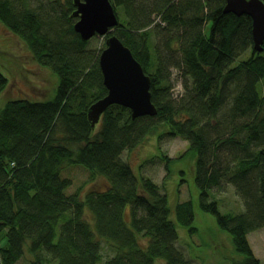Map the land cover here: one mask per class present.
<instances>
[{
    "label": "trees",
    "instance_id": "trees-1",
    "mask_svg": "<svg viewBox=\"0 0 264 264\" xmlns=\"http://www.w3.org/2000/svg\"><path fill=\"white\" fill-rule=\"evenodd\" d=\"M67 1L64 9L53 5L40 12L27 2L0 0L6 29L59 76L50 100L20 98L0 105V264H18L27 252L33 255L29 264H197L199 257L192 258L189 248L187 257L178 247L183 242L178 225L197 232L196 209L212 213L230 234L234 250L243 256L231 264H261L249 240L264 226V48H253L252 18L225 12L226 0H112L126 17L124 22L119 17L114 34L151 77L158 113L133 119L129 108L114 104L93 127L89 108L108 92L99 63L103 49L89 48L90 40L75 31L76 7ZM155 13L166 36L163 51L151 43L157 34L151 30ZM171 66L181 77L180 97L174 95ZM8 85L0 72V97ZM228 99L232 104L222 129L215 126L212 137L210 122ZM236 118L244 124L235 125ZM239 131L246 135L242 143ZM156 133L159 139L189 141L180 158L198 153L197 196L190 190L191 197L174 206L164 185L150 177L138 179L122 158L124 150ZM232 144L262 148L256 156L243 157L231 177L245 202L239 213L222 212L219 202L210 200V190L224 175L215 163L221 158L217 151ZM156 156L171 174L175 159L163 152ZM70 166L103 178L104 189L68 192L73 181L63 171ZM253 169L257 172L249 177ZM103 242L113 251L104 261Z\"/></svg>",
    "mask_w": 264,
    "mask_h": 264
},
{
    "label": "rangeland",
    "instance_id": "rangeland-1",
    "mask_svg": "<svg viewBox=\"0 0 264 264\" xmlns=\"http://www.w3.org/2000/svg\"><path fill=\"white\" fill-rule=\"evenodd\" d=\"M149 1V0H147ZM153 1V0H152ZM29 3V5L27 3ZM67 0H61V5L56 3V0H16L17 5H28L31 8L40 12H47L51 10L53 5L57 8L64 9ZM118 15L122 22L126 17L123 14V9H118ZM159 16L157 13L152 16L151 30L155 29L157 34L151 39L152 47L154 49L160 48L164 50V37L162 32L163 27H159ZM161 30V32H160ZM105 37L95 36L90 39L89 48L93 50L103 49L105 47ZM152 48V53L154 50ZM177 67L171 66L169 70L172 72V82L174 90H177L178 82H180V74L176 69ZM0 72H2L8 79L9 85L3 95L0 97V105L4 107L8 101L20 98H30L33 100L47 101L52 99L57 91L59 84V76L48 66H44L33 59V50L29 48L26 43L19 38L18 35L9 32L4 23L0 20ZM184 79V77H182ZM260 85L264 87V82L261 81ZM232 100L228 99L224 106H222L218 115L210 122L213 130L216 128L222 129V120L224 115L228 114ZM235 125L242 126L244 120L236 118L233 120ZM216 131L212 132V137ZM235 131L234 128L228 132L231 134ZM159 133L147 135V139L140 145L132 149H126L122 153V158L129 162L134 170L138 179L143 177H150L156 183L160 184L162 191L169 194L171 204L187 200L191 197L197 196L198 187L195 181L196 161L197 158L193 153H187L184 157L180 158L188 148L189 143L179 136H163L158 138ZM239 143L241 140L246 139L245 133L239 131L236 134ZM222 137L228 138V134L223 133ZM232 144L228 148H219L217 151L221 159L223 156L224 163L227 162L229 169L220 166L223 172V180L219 186L210 190V200H217L219 208L222 212H235L239 213L244 211L245 202L239 188L236 187L231 180L232 175L236 173L238 163L247 154L252 153L256 156L262 148L258 146H251L244 148V150L237 146L233 147ZM232 148L235 150L232 152ZM224 149V150H223ZM250 150V151H249ZM163 152L167 156L174 158L175 161L170 164L171 174L167 170L165 162H163L156 155ZM257 169L249 172V177L254 176ZM64 176L72 179L73 185L67 191L73 193L81 188V195H84L89 190H101L105 187V180L101 177L92 178L89 170L82 166H70L63 171ZM169 176V177H168ZM259 182V179H257ZM174 218V217H173ZM193 226L197 228L195 234L189 232L188 227L178 225V232L181 241L178 242V247L181 251L189 257L195 258L197 264H231L234 260H241L242 255L238 254L233 247L231 236L228 232L220 229L216 217L212 213L204 212L196 209V216ZM250 243L254 249L256 256L260 259L261 264H264V226L260 227L249 234ZM187 246H186V244ZM103 261L113 255V251L103 242ZM190 252H189V250ZM33 255L29 252L18 262V264H29V259ZM233 258H236L233 260ZM52 260V259H51ZM46 264H56L54 261L47 262Z\"/></svg>",
    "mask_w": 264,
    "mask_h": 264
},
{
    "label": "water",
    "instance_id": "water-1",
    "mask_svg": "<svg viewBox=\"0 0 264 264\" xmlns=\"http://www.w3.org/2000/svg\"><path fill=\"white\" fill-rule=\"evenodd\" d=\"M76 7L73 16L78 18L74 29L82 39L105 37L99 63L103 82L108 92L89 108V119L95 127L103 113L114 104L131 110L133 119L155 116L158 109L152 101L151 77L133 52L114 34L119 25V15L112 0H73ZM225 12L238 16L246 14L253 20L254 50L264 48V0H226Z\"/></svg>",
    "mask_w": 264,
    "mask_h": 264
},
{
    "label": "bare ground",
    "instance_id": "bare-ground-1",
    "mask_svg": "<svg viewBox=\"0 0 264 264\" xmlns=\"http://www.w3.org/2000/svg\"><path fill=\"white\" fill-rule=\"evenodd\" d=\"M78 19V18H77ZM118 27V26H117ZM145 70V69H144ZM146 72V71H145ZM187 141V140H186ZM188 143H189V141H188ZM195 154L196 155H198V153H196L195 152ZM224 157L225 156H223L222 157V159L220 158V159H217V161L215 160V163H217V165H219V166H221V167H223V168H225V169H229V166H228V164H227V162L226 163H224V161H223V159H224ZM245 165H249L247 162H245L244 163ZM237 172V171H236ZM239 173V172H238ZM263 184H264V182H263Z\"/></svg>",
    "mask_w": 264,
    "mask_h": 264
},
{
    "label": "built area",
    "instance_id": "built-area-1",
    "mask_svg": "<svg viewBox=\"0 0 264 264\" xmlns=\"http://www.w3.org/2000/svg\"><path fill=\"white\" fill-rule=\"evenodd\" d=\"M178 87H177V90H174V95L176 96V97H180L181 95H182V92H183V84H182V82L180 81V82H178ZM175 89V88H174Z\"/></svg>",
    "mask_w": 264,
    "mask_h": 264
}]
</instances>
